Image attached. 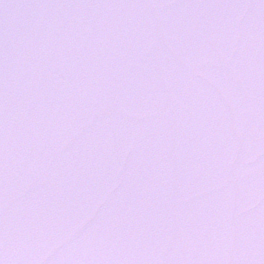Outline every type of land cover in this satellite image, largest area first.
Listing matches in <instances>:
<instances>
[{"label": "snow or ice", "instance_id": "snow-or-ice-1", "mask_svg": "<svg viewBox=\"0 0 264 264\" xmlns=\"http://www.w3.org/2000/svg\"><path fill=\"white\" fill-rule=\"evenodd\" d=\"M0 264H264V0H0Z\"/></svg>", "mask_w": 264, "mask_h": 264}]
</instances>
